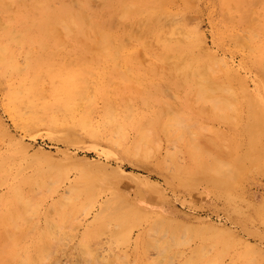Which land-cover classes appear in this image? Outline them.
<instances>
[{"label": "rangeland", "instance_id": "1", "mask_svg": "<svg viewBox=\"0 0 264 264\" xmlns=\"http://www.w3.org/2000/svg\"><path fill=\"white\" fill-rule=\"evenodd\" d=\"M39 1L0 0V216L13 188L35 197L27 237L0 223V264H264V0H164L161 34L126 21L106 61L48 27L82 0ZM117 1L83 3L117 27ZM159 36L200 40L210 86L166 69Z\"/></svg>", "mask_w": 264, "mask_h": 264}, {"label": "bare ground", "instance_id": "2", "mask_svg": "<svg viewBox=\"0 0 264 264\" xmlns=\"http://www.w3.org/2000/svg\"><path fill=\"white\" fill-rule=\"evenodd\" d=\"M28 1V0H27ZM39 1V0H38ZM50 1V0H49ZM85 0H82V3H80V4H78V6H75V7H72V15H71V17H65V19L63 20H61V22L59 21V22H57L58 21V19H57V21L55 20V21H53L48 27H49V29L52 31V32H55L56 34H54V35H58L59 36V39L60 38H62L61 37V35H59V33L61 34V32H60V30L62 31V36H65V37H72V39H73V41H74V45L76 46V48L78 49V50H80V53H78V55L79 56H84V57H92V60H94V61H97L98 59L99 60H105L106 61V59H117L119 56H120V52L122 51V49L125 47V44H124V38L128 35V32H127V30L124 28V22H137L136 20L138 19V18H140L141 16H146L147 18L145 19V22H146V29H147V31L150 33V34H152V35H156V34H161V29L158 27V25H157V20H158V17H159V15L165 10V8H166V6H165V1L164 0H116L117 1V3L119 4V8H118V16L116 17V15H115V17L118 19H116L117 21H119L118 23H119V25L117 26V27H115L114 25H113V23H114V20H113V18H111V16H109L110 18H109V20H103V21H101V22H99V23H96L94 20H92L91 19V17L92 16H89L88 17V15H87V11H86V9L84 8L85 7V5H84V2ZM234 0H231V2H233ZM26 2V1H25ZM40 2V1H39ZM39 2H36L37 4H36V6H39L40 5V3ZM46 3H47V0L45 1ZM51 2V1H50ZM113 3H114V1H112ZM264 2V1H263ZM33 3V2H32ZM35 3V2H34ZM86 3V2H85ZM103 3V2H102ZM5 4V3H4ZM237 4H238V6L240 7V8H244V9H248L250 6H251V0H237ZM43 5L45 6V4L43 3ZM42 5V6H43ZM110 5V4H109ZM115 5V4H114ZM72 6V5H71ZM87 6V5H86ZM8 7V6H7ZM14 7V6H13ZM46 7V6H45ZM107 7H108V5H107ZM110 7V6H109ZM37 9V8H36ZM41 9V8H40ZM54 9V8H53ZM90 9V8H89ZM42 10H44V9H41L40 10V12L42 11ZM56 10V9H55ZM58 10H59V8H58ZM57 10V11H58ZM60 10H62V9H60ZM60 10L58 11L59 13H60ZM67 10V9H66ZM71 10V9H70ZM105 10V9H104ZM108 10V9H107ZM117 10V9H116ZM51 11V10H50ZM68 11V10H67ZM89 11H91V10H89ZM114 11V10H113ZM42 12H44V11H42ZM41 12V13H42ZM69 12V11H68ZM94 12V11H93ZM110 12V11H109ZM263 12V11H262ZM91 13H92V11H91ZM91 13H90V15H91ZM95 13V12H94ZM102 13V12H101ZM108 13V12H107ZM227 13H228V11H227ZM50 14H51V12H50ZM49 14V15H50ZM98 14V13H97ZM103 14V13H102ZM40 15H42V14H40ZM45 15V14H44ZM43 15V16H44ZM67 15V14H66ZM104 15V14H103ZM114 15V14H113ZM112 15V16H113ZM43 16H42V18H43ZM58 16V15H57ZM68 16V15H67ZM94 16V15H93ZM95 16H97V15H95ZM99 16V15H98ZM140 16V17H139ZM41 17V16H40ZM53 18V17H52ZM52 18H50V19H52ZM94 18V17H93ZM21 19V18H20ZM33 19V18H32ZM38 19V18H37ZM49 19V20H50ZM106 19H107V17H106ZM96 20V19H95ZM224 20V19H223ZM257 21H258V19H257ZM29 22H31V21H29ZM50 22V21H49ZM256 22V21H255ZM258 22H260V21H258ZM117 23V24H118ZM1 24V23H0ZM44 24V23H43ZM42 24V25H43ZM47 24H49V23H47ZM116 24V25H117ZM138 24V23H137ZM134 25H136V24H134ZM260 25V24H259ZM46 26V25H45ZM44 26V27H45ZM128 26V25H127ZM140 26V25H139ZM7 27V26H6ZM19 27V26H18ZM33 27V26H32ZM126 27V26H125ZM20 28H22V27H20ZM28 28V27H27ZM128 28V27H127ZM174 28V27H173ZM176 28V27H175ZM23 29H25V28H23ZM44 29V28H43ZM48 29V28H47ZM22 30V29H21ZM173 30V29H172ZM253 30V29H252ZM45 31V30H44ZM43 31V32H44ZM47 31V30H46ZM59 31V32H58ZM137 32L139 31V29L138 30H136ZM175 32V31H174ZM18 33H20V32H18ZM22 33V32H21ZM35 33V32H34ZM58 33V34H57ZM121 33H123V34H121ZM171 33H172V31H171ZM201 33V32H200ZM133 32H131L130 34H129V36L134 40V41H137L138 40V37H134L133 35ZM21 35V34H20ZM27 35V34H26ZM45 35V34H44ZM52 35V34H51ZM54 35H52L53 37H54ZM135 35H137V34H135ZM167 35V34H166ZM174 35H175V33H174ZM1 36V35H0ZM13 36V35H12ZM15 36V35H14ZM13 36V37H14ZM17 36H18V34H17ZM24 36H25V34H24ZM29 36H30V34H29ZM32 36V35H31ZM40 36V35H39ZM49 36V35H48ZM57 36V37H58ZM246 36V35H245ZM6 37V36H5ZM4 37V38H5ZM26 37V36H25ZM7 38V37H6ZM16 38V37H15ZM14 38V40H16ZM35 38V37H34ZM142 38V37H141ZM19 39V38H18ZM24 39V38H23ZM66 39V38H65ZM240 39V38H239ZM0 40H1V38H0ZM6 40H8V39H6ZM13 40V41H14ZM35 40V39H34ZM44 40H46V39H44ZM57 41H58V39H56ZM60 40H62L63 41V39H60ZM181 40H182V37H181ZM10 41V40H9ZM17 41H19V40H17ZM33 41V40H32ZM54 41V40H53ZM126 41V40H125ZM128 41V40H127ZM5 42V41H4ZM19 42H22V41H19ZM24 42H26V41H24ZM42 42H43V39H42ZM44 42H46L47 43V41H44ZM6 43V42H5ZM8 43V42H7ZM27 43V42H26ZM40 43V42H39ZM50 43V42H49ZM52 43V42H51ZM66 43H68V42H66ZM158 43L160 44V46L162 47V49L164 50V52L166 53V55H164L162 58H161V62H170L169 60L172 58H174L175 60H176V64H177V68H176V66H175V68H176V70L177 69H179V70H177V72H178V74L181 76V77H183L185 80H195V79H202L203 80V78L205 77L206 79H207V81L209 80L208 78V76H210L212 73H211V70L212 69H210V73H208L209 72V69L208 68H206V69H208V72H207V74L206 75H204L205 73H203V71H202V69H205V63L203 62V60L204 59H202V58H199V57H197L196 55H195V47L197 46V47H199L200 46V44H201V41L200 40H198L196 43H194V44H192L191 42H188V41H184L183 43H181V45H180V48H179V50H175L174 48H172L169 44H168V42H167V40L166 39H163V38H161L160 36H159V38H158ZM243 43V42H242ZM246 43V42H245ZM23 44V43H22ZM33 44V43H32ZM32 44H31V46H32ZM72 44V43H71ZM145 44V43H144ZM170 44H172V43H170ZM1 45V44H0ZM20 45V44H19ZM29 45V44H28ZM35 45V44H34ZM46 45V44H45ZM225 45V44H224ZM246 45H247V43H246ZM4 46V45H3ZM48 47H49V45H47ZM63 46V45H62ZM33 47V46H32ZM31 47V48H32ZM177 47V46H176ZM34 48V47H33ZM76 49V50H77ZM264 49V48H263ZM263 49H261V48H258L257 49V55H256V61L260 64V66H261V70H262V72L264 73V50ZM73 52H74V50H73ZM164 54V53H163ZM162 55V54H161ZM171 59V61L173 62V60ZM210 60H211V58H210ZM216 60V59H215ZM147 61V60H146ZM171 62V63H172ZM209 62V61H208ZM215 62V61H214ZM163 63V64H164ZM213 63V62H212ZM209 64V63H208ZM165 65H166V69H168V67L171 65V66H173L174 65V63H173V65L172 64H168L169 66L167 67V63H165ZM209 66V68H211L210 67V65H208ZM216 66V65H215ZM217 67V66H216ZM204 70V72L205 71H207V70ZM213 69H214V67H213ZM171 73V72H170ZM208 75V76H207ZM179 76V77H180ZM174 77V76H173ZM208 77V78H207ZM182 78V79H183ZM173 79V78H172ZM211 81V79L209 80V82L207 83V85L208 86H210L209 85V83H212V82H210ZM198 84H199V82H197ZM197 84V86H199ZM201 84V83H200ZM203 84V83H202ZM201 84V85H202ZM204 84H205V82H204ZM215 84V83H214ZM216 85V84H215ZM225 85V84H224ZM204 86H206V85H204ZM216 87V86H215ZM202 88H203V85H202ZM200 89V90H203V89ZM205 88V87H204ZM259 88V87H258ZM190 89V88H189ZM209 89V88H208ZM211 89V88H210ZM213 89V88H212ZM222 89V88H221ZM186 90V89H185ZM199 90V89H198ZM198 90H196V91H198ZM205 91H207L206 89H204ZM203 90V92L202 93H205V91ZM230 90V89H229ZM196 91H195V94H196ZM215 91H216V93H219V92H221L222 90H220V91H218L217 92V90H214L213 89V92L215 93ZM226 90H224V92H225ZM210 92H211V90H210ZM209 92V93H210ZM212 92V93H213ZM227 93L229 92H231L230 94H232V96H233V94L235 93V91L234 90H230V91H226ZM232 92H234V93H232ZM198 93H199V91H198ZM197 93V94H198ZM202 93H201V95L200 96H202ZM209 93L207 92V93H205V95H209ZM261 93V92H260ZM204 95V96H205ZM207 95V96H208ZM211 95V94H210ZM209 95V96H210ZM198 98V97H197ZM213 98V97H212ZM210 97H209V99L207 98V100L208 101H210ZM214 100H212V101H215V100H217V99H215V98H213ZM236 99H238V98H236ZM206 100V99H205ZM218 100H219V97H218ZM217 100V101H218ZM216 101V102H217ZM221 101V100H220ZM228 101H230V100H228ZM235 101H238V100H235ZM206 102V101H205ZM211 102V101H210ZM222 103L224 102V100H222L221 101ZM215 103V102H214ZM218 103V102H217ZM217 103H216V105H217ZM230 103V102H229ZM212 104V103H211ZM224 104H226V102L224 103ZM264 104V103H263ZM213 105V104H212ZM215 105V104H214ZM223 105V104H222ZM227 106L226 107H228L229 108V105L230 104H226ZM168 106V105H167ZM219 106V108L221 107L220 105H218ZM235 107H236V105H234ZM216 107V106H215ZM223 107H225L224 105H223ZM225 107V108H226ZM232 107V106H231ZM192 108V107H191ZM201 108V107H200ZM218 108V109H219ZM222 108V107H221ZM224 108V109H225ZM168 109V108H167ZM232 109H233V107H232ZM221 110V109H220ZM226 110V109H225ZM230 110H231V108H230ZM199 111H201V109L199 110ZM198 111V112H199ZM215 111V110H214ZM222 111V110H221ZM233 111H235L234 113L235 114H237V112L239 111V110H236V108H234V110ZM233 111H231V114H233V115H235L234 113H232ZM215 113H216V111H215ZM225 113V112H224ZM227 113H229V112H227ZM216 114H218V113H216ZM222 114V113H221ZM224 115V114H223ZM222 115V116H223ZM233 115H231V117L233 116ZM218 116V115H217ZM226 116H229V115H226L225 114V119L224 120H226L227 118H226ZM230 117V116H229ZM229 117H228V119H229ZM234 117V116H233ZM221 118V117H220ZM223 118V117H222ZM221 118V119H222ZM235 118V117H234ZM180 119V118H179ZM227 119V120H228ZM232 119V118H231ZM173 120V119H172ZM233 120L234 119H232V122H233ZM235 120H237V118H235ZM176 121V120H175ZM229 121V120H228ZM230 122H231V120H230ZM237 122V121H236ZM175 123V122H174ZM178 123V122H177ZM182 123V122H181ZM120 125V124H119ZM179 125V124H178ZM236 125V124H235ZM121 126V125H120ZM193 126V125H192ZM185 127V126H184ZM188 127V126H187ZM186 127V128H187ZM191 127V126H190ZM117 129H118V127H117ZM116 129V130H117ZM150 129V128H149ZM151 129H152V127H151ZM112 130V129H111ZM118 131H120V130H118ZM116 132V134L117 133H119V132ZM152 131V130H151ZM184 131H185V129H184ZM187 131H188V129H187ZM145 132H147L146 130H145ZM189 132V131H188ZM186 134H187V132H186ZM146 135V134H145ZM189 135V134H188ZM149 136V135H148ZM182 136H183V134H182ZM147 137V136H146ZM145 137V138H146ZM150 137V136H149ZM191 137V136H190ZM141 140H143V139H141ZM148 140V139H147ZM144 141H146V140H144ZM192 141V140H191ZM145 143V142H144ZM191 143H193V142H191ZM237 143V142H236ZM146 145V144H145ZM195 146V145H194ZM132 147V146H131ZM136 147V146H135ZM134 147V148H135ZM196 147V146H195ZM141 148V147H140ZM153 149V148H152ZM152 149H151V152H152ZM194 149V148H193ZM196 150H197V148H195ZM141 150V149H140ZM138 152H139V147H138V150H137ZM144 152H145V150H144ZM198 152H200V151H198ZM263 153V152H262ZM145 154V153H144ZM148 154H150L149 152H148ZM152 154V153H151ZM146 155V154H145ZM201 155V154H200ZM217 160V159H216ZM236 160H237V158H236ZM220 160H219V164H220ZM224 162V161H223ZM218 162H216V164H217ZM222 163V162H221ZM224 164V163H223ZM228 164V163H227ZM218 167H219V165H218ZM217 167V168H218ZM232 167V166H231ZM221 169V168H220ZM233 168H231V171H233L232 170ZM219 169H217L215 172H219L218 171ZM229 170L230 169H228V173H230L231 174V172H229ZM222 172H225V171H222ZM235 172V171H234ZM233 172V175L234 174H236V175H234L235 177H237V173L235 172L234 173ZM227 173V174H228ZM230 174H228V178H230V176H232V175H230ZM226 175V172H225V174H224V176ZM230 175V176H229ZM234 176H232V177H234ZM231 177V178H232ZM234 177V178H235ZM233 178V179H234ZM183 182V181H182ZM33 198H34V200H35V197L33 196L32 198H30V199H32L33 200ZM30 199H28L27 198V200H30ZM31 200V202L30 201H26L25 200V197H24V193H22L20 190H19V187L18 188H13L12 189V191H11V194H10V196L9 197H7L6 199H5V201H4V209L2 210V215L0 216V223H2V224H5V225H9L10 227H13V229H15V230H19V228H22L23 230H25V233H24V237H27V235H29V232H27L28 230V225H29V219L28 218H30V217H28V214H30L29 212V210L31 209V207H30V205L32 204V207H33V205H34V203H33V201ZM36 205H37V203H36ZM34 208V207H33ZM32 208V209H33ZM37 209V208H36ZM34 210V209H33ZM33 212H35V211H33ZM32 213V212H31ZM30 216V215H29ZM35 216V215H34ZM57 222V224L54 226L53 224V226H49L48 228H49V230H50V232L53 230V228H57V225H58V222L59 221H56ZM35 225V224H34ZM59 226H60V223H59ZM61 226H62V223H61ZM8 227V226H7ZM34 227V226H33ZM9 228V227H8ZM59 228V227H58ZM69 228V227H68ZM13 229L11 230V232L12 233H9V231L6 233L7 235H4V238H5V236H6V238H15V237H19L20 236V234H17L16 232H18V231H13ZM33 229H35V228H33ZM60 229H61V227H60ZM56 230V229H55ZM58 230V229H57ZM3 231V230H2ZM60 231V230H59ZM4 233V232H3ZM19 233V232H18ZM44 233V232H43ZM54 233V232H53ZM5 234V233H4ZM9 234H11L10 236H9ZM56 234V233H55ZM51 235H52V232H51ZM39 236H41L40 234H37V237H39ZM43 236V235H42ZM44 236H45V234H44ZM47 236V235H46ZM54 236V235H53ZM2 238H3V236H2ZM48 238V237H47ZM49 238H50V236H49ZM18 239V238H17ZM53 239V238H52ZM55 239V238H54ZM15 240V239H14ZM21 240H22V238H21ZM60 240V239H59ZM9 241H12L11 239L9 240ZM16 241V240H15ZM60 243L62 242V241H59ZM155 242V241H154ZM182 242V241H181ZM55 243H57V242H55ZM157 243V242H156ZM54 244V243H53ZM57 244H59V243H57ZM181 245H182V243H180ZM158 245V244H157ZM176 245V244H175ZM180 245V246H181ZM85 246V245H84ZM171 246V245H170ZM86 247V246H85ZM167 247V246H166ZM205 247V246H204ZM11 248V247H10ZM53 248V247H52ZM168 249H169V246L167 247ZM56 249V248H55ZM77 249V248H76ZM156 249H157V246H156ZM53 251V250H52ZM162 251H163V249H162ZM51 252V251H50ZM54 253H55V251H53ZM52 253V252H51ZM51 253H49L50 255H51ZM163 253H165L164 251H163ZM53 254V253H52ZM87 257H89V256H91V255H87V254H85ZM52 256V255H51ZM203 257V256H202ZM90 259V258H89ZM88 259V263H89V261L91 262V260H89ZM121 259V258H120ZM98 260V259H97ZM172 260V259H171ZM87 261V260H86ZM12 262V261H11ZM95 262H97L96 260H95ZM116 262H118L117 260H116ZM121 262V261H120ZM162 263V262H161ZM12 264V263H11ZM45 264V263H44ZM52 264H54V263H52ZM99 264H101L100 262H99ZM169 264V263H168ZM171 264V263H170ZM172 264H173V262H172Z\"/></svg>", "mask_w": 264, "mask_h": 264}]
</instances>
